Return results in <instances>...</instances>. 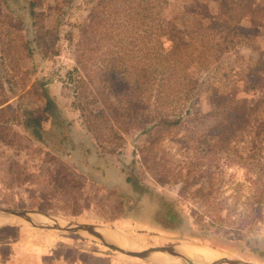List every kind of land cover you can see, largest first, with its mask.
<instances>
[{"label": "rangeland", "instance_id": "1", "mask_svg": "<svg viewBox=\"0 0 264 264\" xmlns=\"http://www.w3.org/2000/svg\"><path fill=\"white\" fill-rule=\"evenodd\" d=\"M56 1L36 0L34 11L38 26L53 33L57 39L47 43V50L42 52L38 67L34 69L24 58V50L18 51L25 48L26 37L17 38L20 26L11 27L13 17L5 20L11 9L7 8L6 0H0V101H6L12 107L0 117V204L23 209L30 198L27 199L23 188L47 191L49 171L53 167L56 171L63 167L69 173H75L65 162L58 164L55 154L38 144L23 128V109L43 105L40 97L26 93L30 87L40 85L41 79L51 89L49 93L66 106L74 128L88 134L104 151L106 159L114 164L121 158L131 162L134 173L143 182L161 195L174 199L189 220L195 215L201 216L198 227L209 238L223 237L226 247L221 245L225 248L222 249L214 242L182 240L174 233L139 219L111 217L99 205H93L92 211L81 207L77 218L98 226H116L151 247H177L190 242L216 251L218 248L220 256L264 264V0L242 2L241 25L254 26V31L242 32L238 37L229 35L214 43H210V35H196V45L208 44L204 52L195 57V65L199 68L193 72L197 78L195 89L182 103L183 107L181 104L174 108L172 105L159 106L161 114H155L158 108L152 99L147 104L149 108L128 110L125 103L115 98L106 81L109 76L113 77L112 60L117 64L123 60L124 65L133 63L144 46L138 35L145 30L156 29L150 41L162 30L168 34L183 32L184 28L176 22L181 10L187 18L186 29L194 23L200 32L203 21L214 22L220 16H227L220 12L217 0H68L62 4L60 12L54 8ZM145 4H149L148 7H143ZM94 16L102 18L101 24H97L99 18ZM209 30V27L205 28L206 32ZM193 32L191 34H195ZM156 87L151 90L152 95ZM38 92H41L40 87ZM238 100L242 110L236 121L243 122L248 112L249 124L257 126L260 132V147L256 148L253 143L249 145L252 153L257 149L256 154L253 158L243 159L232 154L229 147L197 158L195 152H200L194 146L197 147L199 137L207 128L228 121L231 115H224L227 106H235ZM180 109H183L181 113L184 109L190 111L183 115L178 129L182 135L189 133V139L179 140L170 131L151 132L147 137L162 134L154 143L157 145L155 159L163 156L162 162L174 168L172 173L180 170L182 163L186 164L178 179L167 173L160 177L150 166L152 159L142 160L139 146L142 147L147 139L140 133L149 126L151 117L159 124L161 120L179 114ZM101 110L102 115L99 114ZM123 111H129V114H122ZM236 147L239 149L240 144ZM15 174H20L19 180L13 177L17 176ZM75 175L76 181L67 182L65 186L70 199L80 181L89 186L85 176ZM90 189L94 192L96 187L93 185ZM99 198L96 200L103 197ZM47 206L50 209L53 204ZM70 211L71 207L61 209L62 214L57 212V215L64 216ZM3 241L5 238L1 237L0 243ZM50 243L64 245L66 253L76 248L81 253H103L120 259L128 257L143 263L84 236L50 239Z\"/></svg>", "mask_w": 264, "mask_h": 264}, {"label": "trees", "instance_id": "2", "mask_svg": "<svg viewBox=\"0 0 264 264\" xmlns=\"http://www.w3.org/2000/svg\"><path fill=\"white\" fill-rule=\"evenodd\" d=\"M68 0H57L55 9L60 12L62 4ZM250 2L251 0H217L220 4L219 10L221 13H226L227 16H220L217 21L207 23L203 21L200 24L202 29L198 32L195 29L194 23L186 29L184 22L187 19L181 14H177L180 18L177 19L178 26L184 31L178 34H168L166 30H162L157 37L151 40L153 31L145 30L138 35L143 42L140 52L135 61L130 65H124L122 56H119L122 62L114 63L112 60L111 72L113 74L106 79L108 86L113 90L115 98L119 102L125 103L128 110L134 107H145L150 99L155 101V114H161L159 106H177L189 98V94L195 89L197 78L193 76L195 69H199L195 65V57L204 52L205 46L208 44L203 42L199 45L194 43L196 35H210V43L219 41V39L227 38L231 35L238 37L242 32L254 31V26H243L242 21V2ZM7 8L9 7L10 16L13 17L11 27L17 24L20 26L17 30V38H25L24 58L28 59L30 65L37 69L38 61L42 58V52L47 50V43L54 42L57 36L50 31H45L38 26L36 21V13L34 11L36 0H6ZM147 3V2H146ZM145 4L143 7H148ZM145 9V8H144ZM105 12V11H104ZM107 13V12H105ZM185 14V13H183ZM96 20L97 24H101V17ZM93 19V18H92ZM92 19L89 23H91ZM207 21V20H206ZM88 23V26H89ZM205 24V25H204ZM207 25V26H206ZM210 28L205 31V28ZM158 30L160 27L157 25ZM192 31H195L191 34ZM166 37L163 39L166 33ZM68 33V32H67ZM155 36V35H154ZM53 38V41L52 39ZM149 39V40H146ZM5 50V48H2ZM37 59V61H35ZM119 61V60H117ZM40 85L30 87L26 93L36 95L37 98L44 101L42 107L23 109L24 130L32 136L36 142L43 147L48 148L50 153L55 154L58 159V164L65 162L70 169L75 173H69L65 168L58 171L51 169L49 171L50 182L49 189L42 192H29L27 187L23 188L26 194L31 197L32 201L50 205L53 204L57 210L71 207L70 214H78L81 207L92 211L93 205L103 209L108 216L120 217L123 219H139L143 222L153 225L162 231L174 233L179 239H187L198 242H214L215 245L225 249L226 247L223 237L214 236L209 238L206 232L198 227L199 218L195 215L192 220H189L182 214L174 199L161 195L151 186L142 181L132 168L131 162L119 159V163H112L105 158V153L91 139V137L80 131H77L71 120L68 118L66 106L61 104L56 96L49 93L51 89L47 88L44 81L40 79ZM157 86V87H156ZM39 87L41 92L39 93ZM156 87V92L152 95L151 90ZM75 89V85H74ZM12 107L6 104V101H0V117L6 111H10ZM180 109L176 116L168 117L161 122L154 123V117H151L149 126L140 133L147 139L151 132L170 131L172 136H178L179 140L189 139L190 135L179 133V128L182 124L183 115L189 114L190 111ZM242 110L241 101L237 104L227 106V111L224 115H231L228 121L223 124L207 128L204 134L197 140V158H203L209 152H219L230 148V152L243 159L253 158L256 154L250 151L252 143L256 148H259L258 138L260 132L257 126L249 124L250 117L243 121H236L239 111ZM102 110L99 114L102 115ZM161 112V113H160ZM234 113V114H232ZM122 114H129V111H123ZM154 114V115H155ZM168 114V113H164ZM153 115V116H154ZM149 119V120H150ZM223 126V127H221ZM249 135V138L247 136ZM160 135H152L146 142L139 146L143 162L151 160L150 166L156 170L160 177L167 173L178 179L180 171L185 167V163L180 165V170L172 173L173 167H168V163L162 162L163 156L155 159L157 145L154 144ZM247 138V139H246ZM184 141V140H183ZM235 142V143H234ZM223 143V146L221 145ZM240 144L239 149L235 148L236 144ZM234 144V147L231 145ZM161 150V149H160ZM164 153V151L162 150ZM198 152V151H197ZM200 154V155H199ZM199 158V159H200ZM162 159V160H161ZM13 173V172H11ZM75 174L83 175L87 179L89 186L80 184L78 187L74 185V197L68 198L66 183L76 181ZM15 179H20V174H15ZM184 181V180H183ZM187 179L185 180V182ZM95 186L94 192H90V187ZM102 192H98V191ZM29 192V193H28ZM100 199L101 200H96ZM87 201V203H82ZM98 201V202H97ZM5 206H10L3 204ZM78 207V208H77ZM23 208V207H22ZM106 215V216H107ZM223 245V246H221Z\"/></svg>", "mask_w": 264, "mask_h": 264}, {"label": "crops", "instance_id": "3", "mask_svg": "<svg viewBox=\"0 0 264 264\" xmlns=\"http://www.w3.org/2000/svg\"><path fill=\"white\" fill-rule=\"evenodd\" d=\"M31 191L32 190L29 188V192ZM28 197L29 196H27V199ZM31 199L32 198L30 197L28 201L29 203L26 204L23 207V209L13 207L12 205L5 206L2 204H0V207L15 211L33 212L32 214L35 219L46 223L48 219L45 216H49V215L78 223H87V222H82L79 218H77V215L80 214V211L78 212V214L69 213V214H65L64 216L63 215L60 216L59 214L57 215V212L60 213L59 210L54 208V206H52V208L49 209V206L45 205L44 208L43 207L44 204L42 202L32 201ZM0 219L5 220L3 222H0V238L1 237L5 238V241L0 243V264H66V263H75V264H143V263L149 264L150 263L151 264V262L138 257L129 256L134 259L136 258L140 259L142 260L141 262L143 263H140V261L135 262L132 259H129L128 257H126L127 259H120V257H113L109 254H103V253H96V252L81 253L80 250L78 251V249L76 248L69 249L70 251L66 253L64 245L52 244L50 243V239L63 240L64 238H70V237L82 238L84 235L78 232L35 227L23 221H11L8 218L1 215H0ZM100 227L116 229L126 234L123 230L117 228L116 226L100 225ZM28 234L31 237L27 236ZM37 236L38 239H35ZM44 236L46 237L44 238ZM134 239L139 241L137 238ZM106 240L114 245H116L115 243H113V241L115 240L125 242L118 237H108ZM141 243L144 244V242ZM101 244L102 246H105V248H111L104 245L103 243ZM216 249L217 252H220V249L218 248ZM213 250L216 251L215 249ZM120 256L123 255L120 254ZM123 258L125 257L123 256Z\"/></svg>", "mask_w": 264, "mask_h": 264}, {"label": "water", "instance_id": "4", "mask_svg": "<svg viewBox=\"0 0 264 264\" xmlns=\"http://www.w3.org/2000/svg\"><path fill=\"white\" fill-rule=\"evenodd\" d=\"M32 213L33 212L30 211H15L0 207V215L8 218L11 221H23L32 226L46 229L78 232L84 236L95 239L108 247L116 248L127 255L145 259L155 264H258L254 262L243 261L241 259L227 255H219L216 258V261L206 260L200 256L189 257L182 255L177 256V258H174L175 261H173V259H171L172 257L170 256L172 254L164 250V248L168 246L151 247L144 245L143 243L116 229L100 227L98 225L88 223H78L50 215L45 216L48 219L47 223L41 222L35 219ZM107 237H118L123 241H127L134 251H128L109 243L106 240Z\"/></svg>", "mask_w": 264, "mask_h": 264}, {"label": "bare ground", "instance_id": "5", "mask_svg": "<svg viewBox=\"0 0 264 264\" xmlns=\"http://www.w3.org/2000/svg\"><path fill=\"white\" fill-rule=\"evenodd\" d=\"M113 243H115L116 245L128 251H134V249L130 247L127 241L125 242L113 241ZM164 250L172 254L170 256L172 257L171 259H173V261H175L174 258H177V256H182V255L189 256V257L200 256L210 261H216V258L219 256L217 251L208 249L204 246H198L193 243L191 244L186 243V244L179 245L177 247H174V246L165 247Z\"/></svg>", "mask_w": 264, "mask_h": 264}]
</instances>
